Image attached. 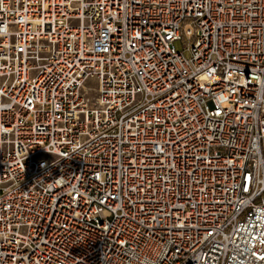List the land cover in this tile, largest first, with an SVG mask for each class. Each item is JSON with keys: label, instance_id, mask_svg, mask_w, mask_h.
<instances>
[{"label": "built area", "instance_id": "2783aa9c", "mask_svg": "<svg viewBox=\"0 0 264 264\" xmlns=\"http://www.w3.org/2000/svg\"><path fill=\"white\" fill-rule=\"evenodd\" d=\"M0 264H264V0H0Z\"/></svg>", "mask_w": 264, "mask_h": 264}, {"label": "bare ground", "instance_id": "6f19581e", "mask_svg": "<svg viewBox=\"0 0 264 264\" xmlns=\"http://www.w3.org/2000/svg\"><path fill=\"white\" fill-rule=\"evenodd\" d=\"M80 93L84 96L91 108H102V104L99 100L100 82L98 78L87 77L80 86Z\"/></svg>", "mask_w": 264, "mask_h": 264}, {"label": "rangeland", "instance_id": "374dc122", "mask_svg": "<svg viewBox=\"0 0 264 264\" xmlns=\"http://www.w3.org/2000/svg\"><path fill=\"white\" fill-rule=\"evenodd\" d=\"M176 47L179 49V50H183L185 47L183 46L182 42L181 41H177L176 42ZM184 53L189 56L190 55V52L188 50H185Z\"/></svg>", "mask_w": 264, "mask_h": 264}]
</instances>
